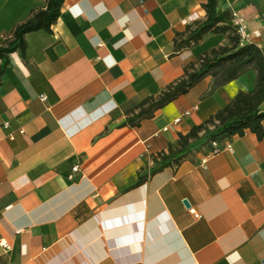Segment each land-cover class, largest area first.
<instances>
[{"label": "crops", "instance_id": "obj_1", "mask_svg": "<svg viewBox=\"0 0 264 264\" xmlns=\"http://www.w3.org/2000/svg\"><path fill=\"white\" fill-rule=\"evenodd\" d=\"M46 3L0 0V46ZM225 10L244 16L242 42L264 53V0H218ZM205 19L203 0H64L50 31L27 33L25 54H9L0 79V240L12 249L0 246V264L264 261V137L233 135L231 148L214 154L204 131L189 150L178 144L252 91L255 69L218 87L208 75L133 120L187 64L229 44L210 32L177 48Z\"/></svg>", "mask_w": 264, "mask_h": 264}, {"label": "trees", "instance_id": "obj_2", "mask_svg": "<svg viewBox=\"0 0 264 264\" xmlns=\"http://www.w3.org/2000/svg\"><path fill=\"white\" fill-rule=\"evenodd\" d=\"M63 2L64 0H47L45 7L33 11L15 27L12 37L0 46V79L9 63V54L16 50L25 54L27 33L40 29L50 31L61 13ZM203 6L206 19L194 26L190 25L186 37L180 42L176 38L177 48L197 43L210 32L226 33L229 44L213 47L198 60L187 64L183 75L168 84L159 96H149L138 105L140 111L133 120L151 116L208 75L214 78V86L218 87L237 78L249 68H254L257 74L256 85L252 91H239L224 108L195 125L187 134H180L178 144L182 152L190 149L192 141L200 140L202 131L210 142L214 139L225 141L233 135H244L247 131L256 133L259 138L264 137V109L261 107L264 102L263 50L257 43L242 42L233 22V14L229 10L218 11V0H203ZM180 35L183 34H177Z\"/></svg>", "mask_w": 264, "mask_h": 264}, {"label": "built area", "instance_id": "obj_3", "mask_svg": "<svg viewBox=\"0 0 264 264\" xmlns=\"http://www.w3.org/2000/svg\"><path fill=\"white\" fill-rule=\"evenodd\" d=\"M233 22L234 24L236 25V28H237V32L240 34L241 36V39L242 40H245V39H249L250 35L249 33H247V30H246V21H245V18L244 16H240L236 13L233 14ZM46 95H41V99L45 100L46 99ZM186 114H189L190 112L189 111H186L185 112ZM181 121V117H177L173 123L177 124ZM9 123L6 122L5 123V126L8 127ZM169 126H166L164 129L167 130ZM22 133H24V130L21 129L20 130ZM229 140V139H228ZM228 140H225V141H220V140H211V150L209 152V154H214V153H217L219 152L220 150L224 149V148H231V144ZM80 170V164L77 163L75 164L73 167H72V173L70 174V177L73 178L77 172H79ZM191 212L194 214V216L197 218V217H200V213H198L196 210L194 209H190ZM21 230H18V232H20ZM0 246H2V248H4L6 251H9L12 249V245L11 243H9L7 240L5 239H1L0 240ZM261 264H264V261L261 263Z\"/></svg>", "mask_w": 264, "mask_h": 264}, {"label": "water", "instance_id": "obj_4", "mask_svg": "<svg viewBox=\"0 0 264 264\" xmlns=\"http://www.w3.org/2000/svg\"><path fill=\"white\" fill-rule=\"evenodd\" d=\"M184 203H185L187 206L189 205L188 200H184Z\"/></svg>", "mask_w": 264, "mask_h": 264}]
</instances>
